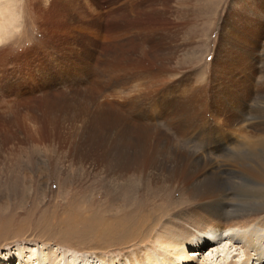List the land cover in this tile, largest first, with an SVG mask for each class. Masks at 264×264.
<instances>
[{
    "label": "rangeland",
    "instance_id": "obj_1",
    "mask_svg": "<svg viewBox=\"0 0 264 264\" xmlns=\"http://www.w3.org/2000/svg\"><path fill=\"white\" fill-rule=\"evenodd\" d=\"M0 5L10 29L0 42V264L9 254L20 264L19 248L27 257L42 246L102 255L103 264L111 259L129 264L128 257L142 251L163 257L154 237L139 245L103 235L110 195L111 208L122 215L124 201L134 195L171 196L180 207L188 200L181 188L161 183L154 165L150 175L108 174L100 157L103 148L117 153L119 137L111 140L112 131L122 141L181 144L198 152L178 156L205 158L200 142L236 145L212 153L229 181L240 182L223 162L232 150L264 158V150L254 155L242 149L264 144V0H0ZM244 24L249 39L241 31ZM91 90L103 91L105 110L98 127L88 129L87 104L96 110L95 99L87 97ZM111 102L115 107L109 109ZM233 186L226 191L231 205L239 199ZM211 250L191 247L190 259L177 264H223ZM259 254L252 251L251 264L259 262ZM234 258L242 263L244 256Z\"/></svg>",
    "mask_w": 264,
    "mask_h": 264
},
{
    "label": "bare ground",
    "instance_id": "obj_2",
    "mask_svg": "<svg viewBox=\"0 0 264 264\" xmlns=\"http://www.w3.org/2000/svg\"><path fill=\"white\" fill-rule=\"evenodd\" d=\"M0 9L2 10L0 11V40L3 41L10 29L5 27L2 18L6 7L0 5ZM248 25L244 24L241 30L246 39H249L246 33ZM99 79L101 80L102 77ZM102 94L103 91L91 90L87 95L88 98L91 96L95 99L96 104V110L87 104L88 109L85 111L87 116L82 113L86 117L84 123L88 129L96 127L101 122L99 113L105 110V104L100 101ZM112 107H115L113 102L108 108ZM78 110L81 109L78 107L77 113ZM89 110L90 112L93 110V115ZM238 119V116L233 115V120ZM118 132L112 131L110 135L111 140H117L116 138L119 137L117 153L108 155L107 150L103 148L100 157L104 166L109 169L108 174L136 171L140 175H150L154 170L150 171L149 167L154 165L155 171H158L160 178H163L161 183L181 188L182 195L188 199L187 202L184 200L185 203L180 207V202L176 203L171 196L165 195L163 196L165 199H161L162 197L156 199L149 196L147 198L145 195L143 198H137V195H134L130 199L127 197L128 200L124 201L128 202L125 204L128 208L127 210L122 208L125 212L122 215V212H114L113 207L111 208L112 198L111 195L109 196L104 204L108 211L106 216L104 215L106 223L103 227V235L118 239L128 238L130 242L139 245H143L154 237V243H158L162 250V258L160 255L147 251L136 252L133 258L128 257L129 264H177V260L190 259L188 249L191 247H198V251L202 252L205 247L211 246V255L222 256L223 264H251L252 251L264 254V158L255 155L258 151L264 150L263 143H249L247 147H242L249 153H254L255 156H244L243 153L232 150L233 155L223 159V162L234 171L235 177L240 180L236 182L224 178L220 160L212 157L213 151L214 153L222 152L227 148L229 143L226 141L211 140L212 142L209 143H198V146L207 153L205 158L182 154L178 156L179 153L189 154L188 151L198 152L187 149L181 144L163 145L136 140L122 141ZM222 141L224 144L217 147ZM230 146L234 149L236 145ZM154 152L169 153L170 158L153 156ZM107 178L109 180V177ZM233 185L239 190V199L231 205L228 203L229 197L226 191L234 187ZM91 216L88 219L93 223ZM236 250L244 256L242 263L234 258L239 255L235 253ZM24 254V250L19 248L17 255L20 264H41L42 262L45 264H103L105 261L102 255H98V259L88 255L87 257L79 256L65 248L52 246L31 248L27 257ZM261 254L256 259L259 261L257 264H263ZM36 255H40L39 260ZM41 256H44V261L40 260ZM6 258L1 260L2 264H16L14 255L9 254ZM34 258L38 261L35 262ZM109 264L122 263L111 259Z\"/></svg>",
    "mask_w": 264,
    "mask_h": 264
},
{
    "label": "snow or ice",
    "instance_id": "obj_3",
    "mask_svg": "<svg viewBox=\"0 0 264 264\" xmlns=\"http://www.w3.org/2000/svg\"><path fill=\"white\" fill-rule=\"evenodd\" d=\"M0 42H2V40H0Z\"/></svg>",
    "mask_w": 264,
    "mask_h": 264
}]
</instances>
